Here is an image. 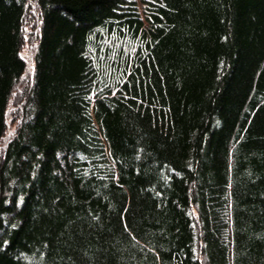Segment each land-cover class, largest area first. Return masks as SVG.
I'll return each instance as SVG.
<instances>
[{
    "label": "trees",
    "instance_id": "obj_1",
    "mask_svg": "<svg viewBox=\"0 0 264 264\" xmlns=\"http://www.w3.org/2000/svg\"><path fill=\"white\" fill-rule=\"evenodd\" d=\"M0 264H264V0H0Z\"/></svg>",
    "mask_w": 264,
    "mask_h": 264
},
{
    "label": "rangeland",
    "instance_id": "obj_2",
    "mask_svg": "<svg viewBox=\"0 0 264 264\" xmlns=\"http://www.w3.org/2000/svg\"><path fill=\"white\" fill-rule=\"evenodd\" d=\"M30 44V42H28ZM24 42L23 44V48H22V55L25 56L26 60L28 61L29 64H31L30 60H31V52L29 51L28 52V49L30 48V45ZM14 101L12 100V103ZM12 103L9 105V108L12 106ZM10 111L8 112V117H7V122L11 121V118H10ZM11 129V126L8 124V130Z\"/></svg>",
    "mask_w": 264,
    "mask_h": 264
},
{
    "label": "snow or ice",
    "instance_id": "obj_3",
    "mask_svg": "<svg viewBox=\"0 0 264 264\" xmlns=\"http://www.w3.org/2000/svg\"><path fill=\"white\" fill-rule=\"evenodd\" d=\"M23 58V57H22Z\"/></svg>",
    "mask_w": 264,
    "mask_h": 264
}]
</instances>
